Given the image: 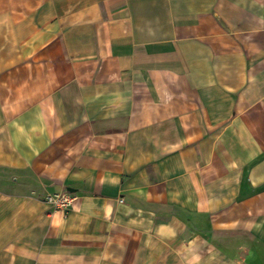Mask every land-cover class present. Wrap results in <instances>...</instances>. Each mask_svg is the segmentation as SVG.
<instances>
[{
  "label": "crops",
  "instance_id": "obj_1",
  "mask_svg": "<svg viewBox=\"0 0 264 264\" xmlns=\"http://www.w3.org/2000/svg\"><path fill=\"white\" fill-rule=\"evenodd\" d=\"M0 264H264V0H0Z\"/></svg>",
  "mask_w": 264,
  "mask_h": 264
},
{
  "label": "built area",
  "instance_id": "obj_2",
  "mask_svg": "<svg viewBox=\"0 0 264 264\" xmlns=\"http://www.w3.org/2000/svg\"><path fill=\"white\" fill-rule=\"evenodd\" d=\"M48 200L56 208L64 209V208H66L67 206H69L72 203L73 198L70 196L69 193L64 192V193H61V194L50 195L48 197Z\"/></svg>",
  "mask_w": 264,
  "mask_h": 264
}]
</instances>
